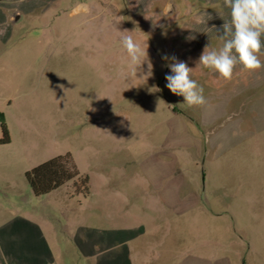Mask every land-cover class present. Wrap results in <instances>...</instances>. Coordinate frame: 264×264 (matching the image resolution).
<instances>
[{"label":"rangeland","instance_id":"rangeland-1","mask_svg":"<svg viewBox=\"0 0 264 264\" xmlns=\"http://www.w3.org/2000/svg\"><path fill=\"white\" fill-rule=\"evenodd\" d=\"M183 7L162 26L135 0H55L0 27V223L15 211L60 235L110 220L133 238L147 225L174 254L164 264H264V68L216 84L182 58ZM125 30L151 75H130ZM164 55L193 69L204 105L166 87ZM68 154L89 194L72 181L35 196L26 174Z\"/></svg>","mask_w":264,"mask_h":264},{"label":"crops","instance_id":"crops-1","mask_svg":"<svg viewBox=\"0 0 264 264\" xmlns=\"http://www.w3.org/2000/svg\"><path fill=\"white\" fill-rule=\"evenodd\" d=\"M53 1L0 0V27L10 28L12 21L22 18L24 14L47 9ZM169 4L172 9L165 15L164 9ZM185 4L192 7V19L185 24L182 32L176 34L182 43V58L190 59L194 66H203L198 61L204 48L208 46L209 51H218L224 43L220 39L223 35L221 26L231 21L230 9L225 6L224 0H139L137 3L150 22L158 21L162 26L168 19L180 18ZM155 5L158 6L156 14L153 13ZM79 10L90 11L91 6L82 4ZM11 34L12 31L8 30L0 36V41L7 43ZM261 41L264 44V35ZM259 59L264 63V47ZM249 72L238 64L232 78L224 80L218 72L208 69L216 84L228 83L236 76L245 80ZM9 213L10 219L0 223V264H164L174 257L171 250L165 251L160 245L150 246L145 241L144 238L149 236L147 225H142V235L134 238L129 234L130 229L117 228L111 225L110 220L108 226L80 223L74 230L59 235L49 223L24 213Z\"/></svg>","mask_w":264,"mask_h":264},{"label":"clouds","instance_id":"clouds-1","mask_svg":"<svg viewBox=\"0 0 264 264\" xmlns=\"http://www.w3.org/2000/svg\"><path fill=\"white\" fill-rule=\"evenodd\" d=\"M137 3L139 4V0ZM224 4L230 9L231 21L221 26L223 35L220 39L224 41L223 46L218 51H209L206 46L198 63L218 72L222 79L230 80L238 64L242 65L245 71H255L264 67V63L259 59L261 49L264 47L261 41V36L264 35V0H224ZM171 9L172 5H167L164 14L167 15ZM121 33L120 43L130 61V75L136 76L140 66L148 62V45L142 46L127 30ZM192 38L194 37H189ZM162 59L172 61L166 65L172 74L165 76L166 87L171 93L182 96L184 103L189 106L204 105L206 101L203 87L191 79L193 69L186 62L177 60L175 56L164 55ZM148 69V74L151 75L150 62ZM121 75L126 78L129 73Z\"/></svg>","mask_w":264,"mask_h":264},{"label":"trees","instance_id":"trees-1","mask_svg":"<svg viewBox=\"0 0 264 264\" xmlns=\"http://www.w3.org/2000/svg\"><path fill=\"white\" fill-rule=\"evenodd\" d=\"M2 144L9 143L5 130ZM27 181L35 196L50 194L74 181L78 192L89 194L88 177L80 176L77 165L70 154L50 160L26 174Z\"/></svg>","mask_w":264,"mask_h":264}]
</instances>
